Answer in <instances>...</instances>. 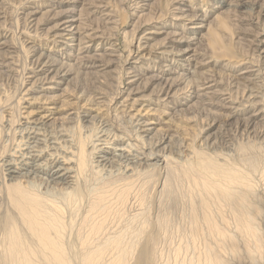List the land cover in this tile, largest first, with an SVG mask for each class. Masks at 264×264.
Listing matches in <instances>:
<instances>
[{
	"label": "bare ground",
	"instance_id": "obj_1",
	"mask_svg": "<svg viewBox=\"0 0 264 264\" xmlns=\"http://www.w3.org/2000/svg\"><path fill=\"white\" fill-rule=\"evenodd\" d=\"M53 1L54 5H66V9L62 11L65 18H61L57 25H55V34L53 36L55 39H62V44L70 46L71 49L64 54L65 57H62L63 60L52 57L51 55L47 56L41 52L33 55L31 70L33 71L35 81L31 82L32 85L30 88L28 87V89L24 91L25 93L27 91L30 93V90H34L36 94H39V96L32 97L31 101L28 103L32 106L36 103H40L41 105L34 106L33 109L27 110L26 113L23 112V114L26 115L24 116V121L18 123L16 126L13 124V119L9 112L8 114L6 113L9 116H4L5 119L2 122L0 121V264H157V255L154 252V249L157 248H154V244L158 240L156 239L157 234H155V237L154 235L150 236L143 232L146 224L144 225L141 220L143 211L141 212L140 208L143 200L148 198H145V192H148V190L145 188V192L144 190L142 192L141 189L143 186L140 185V177L141 173H143L142 171H146L148 176L147 180L149 178L148 181L151 182L155 175L153 170L159 169L161 172V170L165 168L166 172L167 170L172 172V167H170L172 165H170L168 157L161 154L162 152L160 150H157L159 146L163 147L170 144L171 138L167 135V131L173 126L176 128V132L180 131V128L183 129L179 124L182 120L191 121L195 120L194 118L197 119L198 117L207 116L202 119L205 120L212 117L214 122H216L218 121L216 117H224L229 121L235 119L240 126L245 127L243 129L245 132L253 134L254 132L256 133V130L260 129L261 131L259 134H262L260 137H264V114L261 110H254L258 112L255 113L253 111L251 115L246 118L244 117L245 119L236 117L238 113H241V111L238 110L239 107L237 109L238 105L234 106L233 100H231L229 96H225L224 93L227 92L224 89H219V86H223V81H227V84L230 83V77L226 80L218 81L212 74L207 73L206 76L202 75V77L196 78L197 82H195L194 77L200 75L198 69L206 65L210 66L212 63L205 60L206 62L202 64V59L200 60L201 62H196L195 60L191 62V58H189L187 59V66L180 65L177 66V68H173L172 64H166L167 56L173 54L175 50L173 47L169 50L170 46L168 45L174 44V42H176L175 39L179 36L181 38H186L182 33L188 29L187 24L195 25V21H201L200 25L202 26H195L192 28L205 29L208 27V36L211 43L217 45L222 41L216 30L211 29V23H208L206 17L202 15L199 16L198 10H200V13L206 15L204 10L200 8L193 9L191 5L192 2L190 3L189 0H167L169 2L167 6H170L171 9V18H169L173 21H181L185 25V28L183 24H181L179 26L182 27L176 26L179 28L178 30L173 29L171 33H169V31L167 32L168 34L165 33L168 37L167 41H169L162 46L159 43L160 46H158L157 43V46L150 44V41L154 40V35L159 33L157 32L158 30L156 32L152 30L150 33L146 31L139 39L136 37L138 43L134 45V49L130 50V54L128 53L129 51L127 54L130 60H135L132 65H140L141 63L145 66L146 73L149 74V76L146 80L142 81L141 79L143 78L140 77V74H138L137 71H132L133 77L129 79L128 84L125 86L120 84L117 88L116 98H112V100H114V98L116 100L113 103L115 104V109L120 106V109H126L125 111L129 113L127 118L129 117L128 119L134 123L136 133L132 136L126 133H112L108 126L111 122L108 121L109 124L107 125L105 123L106 119L105 122L103 121V112L101 110H103V107H106V105L104 106L105 96L103 93L93 94V96L85 89L86 83L75 88L74 90H77V92L72 91L71 95L57 97L59 95H54L53 93L55 92H53V90L58 89L57 86H54L55 84L66 83L73 75H80L84 77V80L90 82L91 80L95 83L103 82L101 77L104 76V72L111 64L117 61L116 58H118V55L116 52H118V48H114L109 37L107 38L104 32H99L100 28L99 30L97 29V31L95 28L93 30V27L91 28L88 25L85 30L83 29V31H81L82 26L78 23L83 21L80 20L81 17H79L83 15L82 13H76V4H78L80 0ZM98 1L101 2L102 0H97V2ZM132 1H135V8L141 9H136L134 13V15L138 16L140 21L141 19L146 20L148 17H151L153 21L156 20H154L150 14L155 10L154 5L157 0H155V2H153L154 0ZM151 1L153 3H151ZM219 4H221L222 8L227 9L234 6V3L229 0H221ZM117 7L119 6L116 5L115 9ZM236 7L238 6L236 5ZM263 7H260L258 12L264 19ZM31 8L33 9V7ZM147 10L150 14L145 13ZM34 13L35 12H29L26 16H28V14L32 16ZM112 13H114V11H112ZM163 14L165 16L164 12ZM163 14L161 16H163ZM101 16L102 14L100 17ZM106 16L108 17L110 14ZM111 16L113 18L115 17V15ZM119 17H121V15ZM92 18L94 20V17ZM106 20L110 25L114 23L111 18ZM222 22L224 21L219 23V27H227ZM143 23L146 22L143 21ZM135 24H137L136 30H139V22H135ZM162 25L161 23V26ZM158 27H156V29H161ZM111 29L109 35H113L112 31L114 30L113 28ZM114 29H116V27ZM226 29L227 28H225V30ZM108 31L109 30H107V32ZM22 32L27 33L29 31L24 30ZM245 34L249 35L247 33ZM25 36L27 37V35ZM29 37H31V34L28 35V38ZM239 38L241 40L243 39L241 37ZM3 40L4 41L0 43V50L5 49L7 52L6 56L8 54L12 57V55L16 53L15 46H11L12 44L10 45L5 39ZM188 40L192 41L194 39L188 38ZM37 41H39L37 38L34 40H26L28 45L24 46V48L30 45L31 47L27 49L34 48L35 50V47L41 49L39 45L42 42L38 44ZM252 42L256 43L257 49H260L261 52L264 53V35L257 32ZM95 44H97L96 49H94ZM235 44H237V42H235ZM105 45L107 46L105 47ZM238 47L241 48L240 46ZM91 52L94 53L90 55ZM1 55L2 54H0V57ZM206 55L207 54H203L201 57ZM225 55L228 56L227 54ZM14 58H16V56H14ZM124 59L126 60L127 58ZM1 61L0 68L4 67V63H6L5 60ZM104 61L106 65L103 64ZM230 62L222 64V66L229 69L236 68L234 67L235 64H231ZM239 62L238 64H240ZM251 62L252 61H250V63ZM191 63L194 66L193 71H191L190 68ZM133 67L135 68V66ZM247 68L248 67H246V69ZM82 69H92V71L82 72ZM257 69L260 71L259 66ZM187 73L192 75V77H188L183 81ZM0 74H3V72H0ZM130 74L131 73H129V75ZM90 76L94 78L91 79L89 78ZM246 77L242 76L240 79L248 83L249 80ZM191 78L193 79L189 80ZM31 79H33V77ZM103 79L105 82V77H103ZM235 80H238V78ZM255 80L257 82L256 78ZM258 81L260 80L258 79ZM118 82H120V80ZM236 83L239 82L237 81ZM23 84L25 85V83ZM184 84L185 87L180 88V86ZM228 85L232 87L233 83ZM44 86L45 88L43 89ZM147 87L152 89L151 93L156 99L147 100L144 99L146 98L145 96L136 98L138 96L137 92L140 90L145 91ZM224 87L228 88L225 85ZM253 88H255V86ZM65 89V91H61L62 94L63 92L69 94V88L66 87ZM237 89H239V87ZM248 89L249 90L244 91H247L244 97L245 101H248L246 103L252 107L253 104L257 105V102L253 100L255 98L253 90L250 88ZM187 91H192L191 96H184L185 102L180 105L181 107H184V105L187 107L193 99H196V102H194L190 108L195 105L200 106V109L197 110V114L199 112L198 115L196 114L192 117L185 118L182 114L186 112L185 109H187V107L185 109L181 108V110L175 109V114L180 117L173 119V117H175L174 112L170 114L154 108L159 102L163 103L164 101H167L166 103L164 102L166 106L165 109H167L169 104H173L175 107L176 103L173 102L174 99L183 96ZM44 92L53 95L46 96ZM231 98H233V96ZM169 99L172 100L168 102ZM241 99L243 100V98ZM20 100L22 101V98ZM236 100L239 101L238 99ZM215 107L222 111L226 110L227 115L225 114L226 111L219 114L216 111H212V108ZM251 109L249 111H251ZM207 111L213 116L207 113ZM228 111L230 114H228ZM18 114L20 115V112ZM57 114L62 116L56 117L55 115ZM158 114H160L161 117H158ZM214 114H217L216 117ZM152 116L158 118H153ZM199 120H201V118ZM256 121L263 122V125H258ZM171 124L173 126H170ZM94 125L99 126L93 129ZM161 125H168L166 126L168 128H160ZM239 125L238 127H240ZM112 128L113 126L111 129ZM115 131L118 130L115 129ZM163 131L166 134H164ZM184 133H182V135ZM206 140L208 142L209 138ZM148 145L153 146L151 147ZM248 147H242V150H240L241 153L238 155V157L240 156V160L236 165L243 164V167L246 165L249 167L248 169L254 171L256 174L255 166L257 161L252 159L255 155H252V157H249L250 155L245 156L247 150L250 149ZM190 149V153L194 156L193 159H195L194 162L190 161V155L189 161L192 163L189 162V164L187 163L188 158L186 159L188 166L184 164V166H186L182 177L183 180H188V185L190 186V188L186 186L189 190L184 192V196H189V199L186 201L188 203L187 217L189 222L184 231L185 234H187V239H190V243H188L190 247L188 250H192V254H190L192 256L189 255L191 258H188L189 260H187L186 263L185 258L182 260L179 259L181 252H177V263L259 264L261 261L260 258L264 253V225L262 226L259 220L264 222V210L262 211V206L259 202L261 197L259 198L258 196L259 200L257 199L253 192L255 188L252 189L249 184L251 180H249L250 177L245 170H240V168L237 169L235 164L232 163L233 165H231L230 163H225V158L228 157L222 159L225 160L223 162L224 164H222L219 159L221 154L219 158H215L218 154L215 157H210L211 155L200 153L201 151L196 150L195 147V150L192 148ZM252 150L253 149H251V151ZM170 159L175 161L173 158H169V160ZM217 159H219V162ZM227 161L229 162L230 160ZM256 167L259 166L257 165ZM260 170H258L259 173ZM150 171L153 173H150ZM250 174L251 173H249V175ZM164 180L166 182V178ZM165 182H163L162 186L166 185ZM153 184H155V182ZM165 189L166 188L162 189L163 192ZM165 192L167 198H171V189L168 188ZM176 202L177 199L172 203L176 204ZM133 209L135 212L132 214L131 212ZM161 209H163V213L158 217L159 219L157 218L159 220V226L157 227L163 233L165 232V236L169 235V237H172L170 234L175 221V216H172L174 212L170 205H164ZM181 211H185L184 207ZM227 218H230L234 222L232 224H235V227H233L235 228L234 236L229 233L230 231L228 232L226 230L229 226L228 222L230 221H228ZM144 222L148 221L146 220ZM261 226L263 227L262 230L260 229ZM148 228L150 229V227ZM151 230L153 231L154 228ZM145 231H147V229ZM144 234L145 236L147 235L146 238L144 236L142 237ZM236 236L243 240L242 246L239 244ZM142 238L146 239V244L145 242L142 245L140 244ZM167 239L165 240L164 238V241H167ZM179 239H181V237ZM169 243L171 242L167 241V244ZM185 245L188 246L186 243ZM139 246H141V248H139ZM179 247H181V245ZM159 252L158 254L160 255L161 251L159 250ZM185 254L187 255L188 253L185 252ZM225 255H230L231 259L228 258L229 256L226 257ZM162 258L164 257L162 256ZM162 258L160 260H162ZM169 259H166L168 263L170 261Z\"/></svg>",
	"mask_w": 264,
	"mask_h": 264
},
{
	"label": "rangeland",
	"instance_id": "obj_2",
	"mask_svg": "<svg viewBox=\"0 0 264 264\" xmlns=\"http://www.w3.org/2000/svg\"><path fill=\"white\" fill-rule=\"evenodd\" d=\"M102 1H101L102 2L101 3L100 1L97 2V0H92V1L91 0H80V2L78 4H76V11H77L76 13H78V14L82 13L83 16H79V17H81L80 20H83V21L79 22L78 24H80L83 27L82 28L80 26L81 31H83V29L85 30L86 27H88V25L91 28L93 27V30H94V28H95V30H97V29L99 30V28H100L101 31L99 30V32H104L106 34V37L107 38L109 37V40L112 42L114 48L115 49L118 48L117 49L118 52H116V54L118 55V58H116L117 61L115 63L111 64L108 67V69L104 72L105 74L103 77H105V79H106L105 82H104L103 77H101V80L103 82L95 83L93 80H91V82L84 80V77H81L80 75H73L71 78H69L66 81V83L55 84L54 86H57L58 89L53 90V92H55L53 94L59 95L57 97H61L63 95H71L72 91L77 92V90H74L75 88H78L79 86L86 83L85 89H87L88 92H90V94H92V95L93 94L96 95L98 93L104 94V96H105L104 106L106 105V107H103V110H101V111L103 112V121L105 122V119H106L105 123L107 125L109 124V122H111L108 125L110 131H112V133L118 132V134L126 133L127 135L129 134V136H132V135H135V133H136L135 132L136 131L135 125L130 119H128L129 117L127 118L129 113H127L125 111L126 109H123V108L120 109L119 108L120 106L118 107L119 109L118 108L115 109V104H113L116 101L115 95L117 93V88L119 87V85L121 84V85L125 86L126 84H128L129 79L131 77H133L132 71H137V73L140 74V77L143 78V79H141L142 81L146 80V78L149 76V74L146 73L145 66L142 65L141 63H140V65H138V64L132 65V63H134L135 60L134 61L130 60L127 52L129 51L128 53L130 54V50L134 49V45H136L138 43L137 42L138 39L141 36H143L146 33V31H147V33H150V31H152V30L155 32L158 30L157 32H159V33L157 35H154V37H153L154 40L150 41V44L156 45V43H157L158 46H160V45L162 46L163 44H165L166 42L169 41V40L167 41V39H168V37H167L168 33L167 32L169 31V33H171V31L173 29L178 30L179 29L178 27H182L179 25H181L183 23L181 21H176V20L173 21L172 19H170L171 18V14H170L171 9H170V6H167L169 4V2L167 0H157L155 5H154L155 10H153V12L151 14L148 13L149 12L148 10L145 11V13L150 14V16H152L154 18V20L156 19L155 21H153L151 19V17H148L146 20L141 19V21H140L138 16L134 15V13L136 12V9H140V8H135V6H136L135 1H132V0H122V1L121 0H118V1H116V0H102ZM152 1H151V3L155 2V0L153 2ZM189 1H190V3L192 2L191 5L193 6V9L200 8L206 12V15H204V13H200V10H198L199 16L202 15V16L206 17V20L208 21V23H211V25H210L211 29L216 30L218 35L221 37L222 41L217 45H213L209 39V36H208V32H209L208 27L205 29H203V28L193 29L192 28L195 26H202V25H200L201 21H195V25H188L187 24L188 29L182 33L186 38H181L179 36L175 39L176 42H174V44L168 45V46H170L169 50H171L172 47L175 50L174 51L172 50L173 54H169L167 56L168 58L166 57L167 58L166 64H172L173 68H177V66H180V65H186L187 66V64H188L187 59H189V58H191V62H192V60H195L196 62H201L200 60L202 59L203 60L202 64H204L206 61L212 63V64H210V66L206 65L205 67L203 66L202 68L198 69L200 72V75H197L194 77L195 82H197L196 78L202 77V75L206 76L207 73L212 74L215 77V79H217L218 81L219 80H226L228 77H230V80H231L230 83H233V86L231 87V85H228L230 83L227 84V81H223L222 82L223 86H219V89H224L227 92V93H224V92H222V93H224L225 96H229V98L231 100H233L232 102L235 104L234 106L238 105L237 109L239 107L238 110L241 111V113H238V115H236V117H238L240 119H245L247 116L251 115L254 110L255 111L261 110L264 114V103H263V101H264V98H263L264 97V85H263L264 84V53L261 52L260 49H257L256 43L252 42L255 39L257 32L264 35V26H263L264 25V19H263L262 15L259 14V12H258L260 7L264 6V0H229L230 2L234 3V6H231L228 9L221 7V4H219V2L221 0H189ZM108 2H109V4H108ZM116 2H118V3H116ZM33 3H35V4H33ZM93 4H95L97 7ZM105 4H107V5H105ZM261 4H263V5H261ZM116 5L120 7V8L117 7L118 10H117V8L115 9ZM236 5L238 7H236ZM98 6H100V7H98ZM156 6H157V8H156ZM31 7H33V9ZM243 7H244V9H243ZM165 8H166V12H165ZM65 9H66V5H54L53 0H0V36H1L0 39L2 38L0 40V43L2 41H4L3 39H5L8 42V44H10V45L12 44L11 46H15V48H16V53L13 54L12 57L8 54L6 56L7 52L5 49L0 50V54H2L0 59L6 61V63H4V67L0 68V72H3V74H0V100H1L0 101V106H1V108H0V114H1L0 121L1 122L5 119L4 116H9V115H7L9 112V114L11 115V118L13 119L12 120L13 124L16 126V125H18V123H21L24 121V118H25L24 116H26V115L23 114V112L26 113L27 110L33 109L34 106H40L41 105L40 103H36V104H33V106H32L28 103L31 101L32 97L39 96V94H36L34 92V90L33 91L30 90V93L28 91H27L28 93L27 92L25 93V91L28 89V87L30 88V86L32 85L31 82L35 81L33 71L31 70V68H32L31 61L33 60V55L37 54L38 52L44 53L47 56L51 55L52 57L63 60L62 57H65L64 54L68 50L71 49L70 46L62 44V39H60V38L55 39L53 36L55 34V32H54L55 31V25H57V23L59 22V20L61 18H63V19L65 18V15L62 13V11ZM32 10H34V11H32ZM87 11H89V12H87ZM112 11H114V13H112ZM29 12H35V13L32 16H30V14H28V16H29L28 17L26 15ZM163 12L165 13V16H164ZM87 13H88V15H87ZM90 13H92V14H90ZM193 13H194V10H193ZM193 13H191V14H193ZM101 14H102V16L100 17ZM109 14H110V16L107 17L106 15H109ZM162 14H163V16H161ZM172 14H173V12H172ZM111 15H115V17L113 18ZM120 15H121V17H119ZM87 16L90 18H88ZM82 17H86V18H82ZM92 17H94V20ZM95 17H97V18H95ZM100 18H102V19H100ZM108 18H111V20L116 24H114V23H112L111 25L108 24L107 23L108 21L106 20ZM118 19H119V21H118ZM111 20H109V21H111ZM157 20H159V21H157ZM143 21H145L147 23V25H146V23H143ZM150 21H153L154 23L150 22ZM156 21H157V24H156ZM221 21H224L222 23H224L225 26H227V27H225V28H227L226 30H225L224 26L219 27V23ZM91 22H93V23H91ZM135 22L136 23L139 22V30L138 29L136 30L137 24H135ZM161 23L164 26L163 25L161 26ZM208 23H206V24H208ZM141 24H142V26H141ZM174 25H175V28H174ZM29 26H30V28H29ZM176 26H178V27H176ZM21 27H22V29H21ZM105 27L107 30H109L108 32L105 29ZM110 27L113 28V30H114V31H112L113 35H109V33H111V30H112ZM115 27H116V29H114ZM156 27L161 28V29H156ZM183 27L185 28L184 24H183ZM87 29H89V28H87ZM24 30L29 31V32H27V33L22 32ZM103 30H105L106 32ZM161 30H163V31H161ZM28 33L31 34V37H29V38H28V35H29ZM165 33H167V34H165ZM245 33H247L249 35H246ZM25 35H27V37ZM34 35L35 36L37 35V36L35 37ZM44 37H46V38H44ZM239 37L243 38L242 40H244V41H242ZM31 38L33 40L37 38V40H39V41H37L38 44L40 42H42L39 45V46H41V49H38V47H35V50H34V48L33 49H27L28 47H31L30 45L27 48H24V46L28 45L26 40H32ZM188 38H191L194 40L191 41V40H188ZM46 39H47V41H46ZM23 40L25 41V43ZM56 40H57V42H56ZM235 42H237V44H235ZM73 45H76V44H73ZM96 45L97 44H95L94 49L97 48ZM237 45L240 46L241 48H239ZM16 46H18V47H16ZM106 46L107 45H105V47ZM242 46H243V48H242ZM93 53L94 52H91L90 55H92ZM118 53H121V54H118ZM203 54H207V55L201 57ZM225 54H227L228 56H226ZM14 56H16V58H14ZM6 58H8V59H6ZM124 58H127V59L125 60ZM198 58H200V59H198ZM232 59H234V60H232ZM241 60H243V61H241ZM105 61L103 62V64L106 65ZM239 61H241V62H239ZM250 61H252V62L250 63ZM1 62H3V61H1ZM227 62H230L231 64L232 63L235 64V66L234 65L233 66L236 68L229 69V68L223 67L222 64H225ZM238 62L240 64H238ZM252 63L254 64V66ZM256 65L259 66L260 71L257 69L258 66H256ZM8 66H10V67H8ZM133 66H135V68ZM159 67H161V66H159ZM193 67L194 66L191 63V66H190L191 71L194 70ZM246 67H248V68L246 69ZM132 68H134V69H132ZM256 70H258L259 72ZM74 71H77V70H74ZM86 71L91 72L92 69H82V72H86ZM128 72L131 74L129 75ZM242 72H244V73H242ZM31 76L33 77V79H31L32 78ZM242 76H244V77L247 76L246 78L250 81V82L248 81L249 84L246 81L240 79V77H242ZM254 76H256V77H254ZM188 77H192V75L187 73V75L184 77L183 81H185ZM260 77H261V79H260ZM14 78H17V79H14ZM19 78H20V80H19ZM89 78L92 79L94 77L90 76ZM237 78H238V80H235ZM255 78L257 79V82H256ZM118 79L120 80V82H118L119 81ZM192 79L193 78H191L189 80H192ZM258 79L261 82L258 81ZM237 81L239 83H236ZM23 83H25V85ZM224 85L227 86L228 88L224 87ZM248 85L249 86L251 85V86L249 87ZM41 86H39V87H41ZM254 86H255V88H253ZM66 87L69 88L68 89L69 94H65L64 92L62 94L61 91H65ZM183 87H185V84L180 86V88H183ZM238 87H239V89H237ZM44 88H45V86L43 87V89ZM94 88H95V90H94ZM231 88H232V90H231ZM248 88L252 89L253 92L255 93V98L253 100H255L257 102V105L253 104V106H252V107L255 106L256 107V108L254 107L255 109L250 107L248 105V103H246L248 101H245L244 96L246 95L247 91L246 92H244V91L249 90ZM227 89H229V90H227ZM241 89H244V90H241ZM151 90L152 89H150L149 87H147V89L145 91L140 90L139 91L140 93L137 92L138 96L136 98L145 96L146 98H144V99H147V100L156 99V97H154L152 95ZM188 91L183 96L177 97L174 99L173 102L176 103L175 107L173 104H169L167 106V109H165L166 106L164 104L167 101H164L165 103L159 102V104L157 106H155V107L153 106V107L155 109L157 108V110H159V111H162V112L165 111V112H168L170 114H172L173 112L175 114V109L181 110V108L185 109L188 107L187 109H185L186 112H184L182 115L185 118L186 117H192V116L196 115L197 110L200 109V106H196V105L194 107L190 108V106L194 102H196V99H193V101L191 103H189V106H187V107H185V105H184V107H181V105H180V104L185 102L184 96H186V97L191 96L192 91L191 92H188ZM257 92H258V94H257ZM45 93L46 92H44V94ZM228 93H229V95H228ZM53 94H47L46 93V96H52ZM241 94L242 95L244 94L243 97ZM231 95L233 96V98H231L232 97ZM113 97H115L114 100H112ZM234 97H235V99H234ZM236 97H238V98H236ZM21 98H22V101L20 100ZM25 98H27V99H25ZM241 98H243V100ZM236 99H238L239 101H237ZM171 100L172 99H169L168 102H170ZM4 101H5V104H4ZM215 102H216V100H215ZM244 105H247V106H244ZM43 106H46V105H43ZM212 109H213L212 111H216V112H218V114L226 111V110L222 111L221 109H216V107L212 108ZM250 109H251V111H249ZM106 111L108 112V115H107ZM112 111H114V112H112ZM3 112H5V113H3ZM19 112H20L21 117L18 114ZM247 112H249V113H247ZM257 112H255V113H257ZM207 113H209V112L207 111ZM198 114H199V112H198ZM209 114H211V113H209ZM225 114L227 115V111ZM228 114H230L229 111H228ZM154 115H156V114H154ZM216 115H215V117H216ZM55 116L61 117L62 115L57 114ZM157 116L159 117L160 114H158ZM211 116H213V115L211 114ZM104 117H106V118H104ZM152 117L158 118V117H154V116H152ZM177 117H180V116L175 114V117H173V119L177 118ZM205 117H207V116L198 117L197 119L194 118L195 120H191V121H187V120L180 121V123H179L180 126L183 127V129H185V130L180 128V131H178V132H176V130H175L176 128L172 124L170 125L173 127L167 131V133H168L167 135L169 136V138H171L172 143L170 142V144L168 145L169 148H168V146H163V147L159 146V148L157 150H160L162 152L161 154H164L168 157V161H170V165H172V166H170V167H172V172H170L168 170L166 172L165 168H163L165 170V172H164V170H161V172L163 171L162 173L159 171V169L153 170L155 175H154L153 181H151V182L148 181L149 178L147 180L148 176L146 174L147 173L146 171H142L143 173H141L140 185L143 186V188L141 186V188H142L141 190H142V192H143V190L145 192V188L148 190V192L147 191L145 192L146 193L145 198L146 197H148V198L143 200V202H145V201L146 202L145 203L142 202L143 204L140 202L141 203L140 211L141 212L143 211V213L141 214V220H142L144 225L146 224L145 226L143 225L145 227V229H143L144 230L143 232L145 234H149L150 236L154 235L155 237H156L155 234H157L156 239H158V240L154 244V248L157 247L156 249H154V252L157 255L156 261L158 260L157 264L158 263L159 264H161V263L162 264H178L177 263L178 262L177 254L179 252H181L179 259L182 260L183 258H185L186 263H187V260H189L188 258H191L190 256H192V255H190V254H192V250L191 249L188 250V248L190 247V244L188 245V243H190V239H187V234H185V231H184V229L188 225L187 223L189 222L188 217H187V215H188L187 204L188 203L186 202L189 199L188 198L189 196L188 197L184 196V192H187V190H189L190 186L188 185V180L187 179L183 180V177H182V174H184L183 173L184 168L186 166V165L184 166V164H187V163L189 164L190 161L194 162V159H195V158L193 159L194 156L190 153L191 152L190 148L194 149V147H195L196 150L201 151L200 153H205V154H208L209 156L211 155L210 157H215L218 154L215 158H219L220 154H221L222 158L221 157L219 158L220 163L224 164L223 162L225 160H222V159H224L225 157H228V158H225L226 159L225 163H230L231 165L235 164V166H237L236 167L237 169L240 168V170L241 169L245 170V172L250 177L249 180L251 179L249 184L251 185L252 189L255 188L253 191L255 196L257 197L258 200L261 197L259 202L261 203L262 211L264 210V205H262V204H264V181H263L264 180V175H263L264 169H262V168H264V137H260V135L262 136V134H259L261 130L260 129L256 130V133L254 132L253 134H251V133L243 131V129L245 127L240 126L235 119H233L231 121H229L227 119L229 121L228 122L226 120V118H224V117H221V118L216 117L218 121L214 122L213 118L209 117V116H208L209 117L208 119H205V120L202 119ZM200 118H201V120H199ZM16 119H18V120H16ZM124 119H125V121H124ZM129 121L131 124L133 123L132 125H134V126H132L129 123ZM232 122H235V123H232ZM256 122H258V125L259 124L263 125V122H261V121H256ZM117 123H118V126L120 128L117 126ZM111 125L113 126L112 129H111V127H112ZM238 125L240 127H238ZM97 126H99V125H96V126L94 125L93 129H96ZM166 126H168V125H161L160 128L167 129L168 127H166ZM263 127H264V125H263ZM115 129L118 131H115ZM231 130H233V131H231ZM131 131H132V133H131ZM181 132L182 133L185 132L184 134H186V135L183 134L184 135L183 136ZM130 133H131V135H130ZM164 134H166V133L164 132ZM176 134H177V136H176ZM167 135H166V137H167ZM206 137L209 138L208 142L206 140L207 139ZM199 140H201V141H199ZM190 145H192L193 147ZM148 146L152 147L153 145H148ZM189 146H190V148H189ZM187 147H188V149H187ZM242 147L250 148L247 150V154L245 156L250 155L249 157H252V155H255L252 157V159L257 161L256 166L257 165L259 166V167L255 166V172H257L256 174L254 173V171L248 169L249 167L246 165L244 167H243V164L236 165V163L240 160L239 159L240 156L238 157V155H239V153H241L240 150H242ZM251 149H253L252 150L253 152L251 151ZM254 150H255V152H254ZM190 155H191V160L189 161ZM169 158H173L175 161H173L172 159L169 160ZM256 158H257V160H256ZM186 159L188 161L187 163H186ZM219 159H217L218 162H219ZM227 160H230V161L228 162ZM172 162H174V163H172ZM192 162H190V163H192ZM188 164H187V166H188ZM258 170H260V173L258 172ZM151 171H150V173H153ZM249 173H251L252 175L250 174L251 175L250 176ZM165 178H166V182L164 180ZM252 178H254V179H252ZM154 182H155V184H153ZM163 182L166 183L165 186H162ZM252 184L253 185L255 184L254 187ZM179 186H180V189H179ZM186 186H188L189 188ZM163 188H166V189L170 188L171 189V192H172L171 198H167V195L165 192L166 189L163 192V190H162ZM257 193H258V195H257ZM258 196H259V198H258ZM151 197L153 200L151 199ZM185 198H187V199H185ZM176 199H177L176 204L172 203ZM164 205H166V206L170 205L172 207V211L174 212L172 214V216H175V221H174L173 229H172L171 234H170V235H172V237H169V235L165 236V232L163 233L157 227V226H159V223H158L159 218L158 217H160L162 215L163 209H161V208H163ZM183 207H184L185 211H181V210H183ZM136 209H137V207H136ZM134 212L135 211L133 209L131 213L133 214ZM178 216L181 218H179ZM154 217H156V218H154ZM146 220L148 222H144ZM227 220L228 221L230 220L231 222L230 221L228 222L229 226H228V228H226V230L228 232L230 231L229 233L233 234V236H234L235 235V228H233V227H235V224H232L234 222L230 218H227ZM259 222L261 223L262 226L264 225V222H261V220H259ZM262 226L260 227L261 230L263 229ZM148 227H150V229ZM152 228H154L153 231L151 230ZM180 228H182V229H180ZM146 229H147V231H145ZM145 234L142 235V237L144 236L146 238L147 235L145 236ZM161 235L163 238L161 237ZM158 236H160L161 238ZM180 237H181V239H179ZM145 238H142V241L140 243L141 245L145 242V240H146ZM164 238H165V240L167 238H170L171 240L167 239V241L168 242L170 241L172 244L171 243L167 244V241H164ZM236 239L239 241V244L242 246L243 240L239 237L237 238V236H236ZM158 241L161 243H159ZM182 242L183 243L185 242L188 246H186L185 243L183 244ZM145 244H146V242H145ZM180 245H181V247H179ZM184 246H186V247H184ZM161 247H162V249H161ZM263 247H264V241H263ZM139 248H141V246H139ZM158 249L161 251L160 255L158 254V253H160ZM181 249H183V250H181ZM186 250H188V251H186ZM185 252H187L188 253L187 255L188 256L190 255V256L188 257L185 254ZM161 255L164 258H162ZM225 256L226 257L229 256L228 258L231 259L230 255H225ZM161 258H162V260H160ZM169 258H171V259H169ZM166 259L170 260L169 263L166 261ZM260 259H261V261L259 264H264V253Z\"/></svg>",
	"mask_w": 264,
	"mask_h": 264
}]
</instances>
